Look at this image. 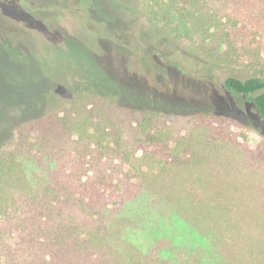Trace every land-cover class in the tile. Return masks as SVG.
<instances>
[{
    "label": "trees",
    "instance_id": "16d2710c",
    "mask_svg": "<svg viewBox=\"0 0 264 264\" xmlns=\"http://www.w3.org/2000/svg\"><path fill=\"white\" fill-rule=\"evenodd\" d=\"M139 8L184 51L230 70L225 88L264 119V0ZM199 157L161 112L76 88L0 148V264H264V226H242L220 184L201 180Z\"/></svg>",
    "mask_w": 264,
    "mask_h": 264
},
{
    "label": "rangeland",
    "instance_id": "374dc122",
    "mask_svg": "<svg viewBox=\"0 0 264 264\" xmlns=\"http://www.w3.org/2000/svg\"><path fill=\"white\" fill-rule=\"evenodd\" d=\"M140 1L0 0V148L85 86L164 114L200 154L201 180L247 216L242 226H264V119L225 88L230 70L172 42Z\"/></svg>",
    "mask_w": 264,
    "mask_h": 264
}]
</instances>
